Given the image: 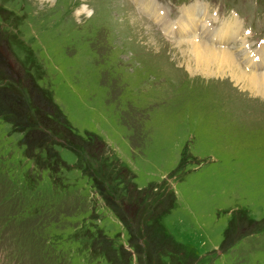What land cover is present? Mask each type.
Wrapping results in <instances>:
<instances>
[{
    "label": "rangeland",
    "instance_id": "1",
    "mask_svg": "<svg viewBox=\"0 0 264 264\" xmlns=\"http://www.w3.org/2000/svg\"><path fill=\"white\" fill-rule=\"evenodd\" d=\"M173 36L128 0H0V264H264V95Z\"/></svg>",
    "mask_w": 264,
    "mask_h": 264
},
{
    "label": "bare ground",
    "instance_id": "2",
    "mask_svg": "<svg viewBox=\"0 0 264 264\" xmlns=\"http://www.w3.org/2000/svg\"><path fill=\"white\" fill-rule=\"evenodd\" d=\"M192 6L191 8L185 9V17L183 19L175 22L176 32H191V36L188 38L183 37L182 39V36L179 38V36L175 32H172V34H175V37H177L178 39H182V42H178L179 45L183 44L186 46H183L182 49H180V53L184 58L183 61L187 63L186 66L187 70L190 72V75H202L207 79H218L219 77H226L228 81L235 82V84H239V81L242 84L241 87L247 89L252 94L257 92L264 95V43L258 47V50L255 51L253 55L251 54L252 51L250 49L248 50L247 48H245L244 53L239 57L237 56V58L230 51V48L226 44H224L225 42L219 41L221 44L214 43L216 44V46H213V48L211 46V43L209 44L203 40H200V36L204 33L203 35L208 37L209 41L212 42V33L214 31L213 27L216 22L218 23L219 20L217 21L210 13L206 14V7L203 8L202 6V9L200 7L196 9V7L201 5L197 6V4H194V7ZM159 14L160 12L159 10H157V14L155 15V17H153V12H150V15H152V18L154 20L158 17ZM199 14H202L201 18L198 19L201 22V24L199 25V32L196 31L198 32V34L192 33L196 27L195 25L197 22L195 15ZM223 21L219 27L217 24L218 29L216 31L219 32V34L222 32H228L229 30L233 32L234 20L225 22ZM194 34L197 35L198 38L194 37ZM220 35L221 38H223L224 40L226 39V36H222V34ZM246 45L247 43H245V46ZM260 49L261 51H259ZM254 55H257V60L253 58ZM190 57L193 58L194 63H196L195 66L200 69L199 73H195L196 70L194 72V70L190 68ZM240 58H242V60H240ZM237 62L240 63L243 69ZM245 64L247 65L248 69H244ZM214 76H217V78ZM207 82L210 83L211 81L207 80ZM254 115L256 114L254 113Z\"/></svg>",
    "mask_w": 264,
    "mask_h": 264
},
{
    "label": "clouds",
    "instance_id": "3",
    "mask_svg": "<svg viewBox=\"0 0 264 264\" xmlns=\"http://www.w3.org/2000/svg\"><path fill=\"white\" fill-rule=\"evenodd\" d=\"M91 14H92L91 12L88 13L89 16H91Z\"/></svg>",
    "mask_w": 264,
    "mask_h": 264
}]
</instances>
